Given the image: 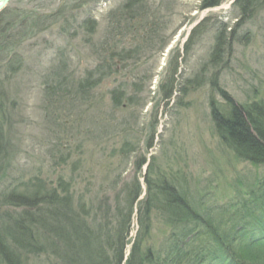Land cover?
Returning <instances> with one entry per match:
<instances>
[{"label": "rangeland", "instance_id": "1", "mask_svg": "<svg viewBox=\"0 0 264 264\" xmlns=\"http://www.w3.org/2000/svg\"><path fill=\"white\" fill-rule=\"evenodd\" d=\"M232 1L202 10L201 0H13L11 13L27 6L52 16L38 18L35 34L15 47L26 60L1 88L7 144L0 212L23 208L4 203L11 189L52 188L63 178L87 202L108 198L114 206L118 190L136 177L146 188L151 162L152 177L178 174L190 197L200 196L218 221L246 200L261 202L264 165L239 159L221 141L211 112L212 98L226 104L218 87L239 103L264 99V5L236 26ZM86 18L97 22L93 32L80 26ZM226 26L230 49L214 62L217 35ZM98 68L110 76L77 93L81 79ZM65 78L69 96L57 101L50 84ZM115 88L126 95L119 106ZM140 156L148 162L136 169ZM229 205L231 211H221ZM155 222L150 245L172 234ZM133 226L135 235L136 219ZM28 260L60 262L49 253Z\"/></svg>", "mask_w": 264, "mask_h": 264}, {"label": "trees", "instance_id": "2", "mask_svg": "<svg viewBox=\"0 0 264 264\" xmlns=\"http://www.w3.org/2000/svg\"><path fill=\"white\" fill-rule=\"evenodd\" d=\"M138 1L132 0L131 4ZM223 2L201 0L199 9L217 7ZM261 5L264 0H235L236 26L253 17ZM49 16L52 15L27 6L20 14L11 13L9 7L0 13V100L4 96L1 94L4 82L26 60L23 54L13 52L15 47L35 34L38 18L45 21ZM80 26L93 32L97 22L86 18ZM227 29L226 26L218 32L212 53L214 62L230 49L225 47L231 44L223 35ZM15 31H19L17 39ZM108 76L109 72L103 69L91 70L77 84V93L91 90ZM66 82V78L59 79L48 86L58 94L57 98L53 97L55 100L68 98L70 92L62 86ZM214 84L218 86V81ZM217 90L226 101L221 106L214 98L210 101L221 141L242 161L264 165V99L239 103L227 90L221 87ZM118 91L116 88L111 91L116 106L121 105L120 97H126ZM2 106L0 101V159L7 144ZM147 162L146 157L140 156L136 169H142ZM153 167L151 162L149 172L143 176L146 188L136 177L118 190L114 206L108 198L97 204L92 200L87 202L77 196L64 178L52 188L32 183V187L11 189L3 198L4 203L23 208L0 212V264H27L29 255L40 258L45 253L57 258L58 264H264L260 260L264 258V198L261 202L260 198L250 203L246 200L242 210L232 212L226 221H218L213 217L215 210L206 209L200 196L190 197L183 178L162 171L156 172L159 176L154 178ZM229 208L221 211L229 212L230 205ZM135 219L139 227L134 235L131 233ZM158 219L171 228L172 234L161 244L150 245Z\"/></svg>", "mask_w": 264, "mask_h": 264}, {"label": "water", "instance_id": "3", "mask_svg": "<svg viewBox=\"0 0 264 264\" xmlns=\"http://www.w3.org/2000/svg\"><path fill=\"white\" fill-rule=\"evenodd\" d=\"M13 0H0V13L6 9Z\"/></svg>", "mask_w": 264, "mask_h": 264}, {"label": "bare ground", "instance_id": "4", "mask_svg": "<svg viewBox=\"0 0 264 264\" xmlns=\"http://www.w3.org/2000/svg\"><path fill=\"white\" fill-rule=\"evenodd\" d=\"M227 5H229V4H227ZM227 5H226V6H227Z\"/></svg>", "mask_w": 264, "mask_h": 264}]
</instances>
